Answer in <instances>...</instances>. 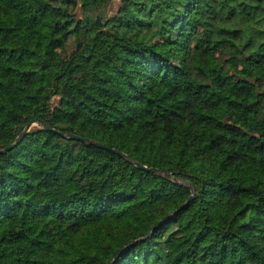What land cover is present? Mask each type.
<instances>
[{
	"label": "trees",
	"instance_id": "1",
	"mask_svg": "<svg viewBox=\"0 0 264 264\" xmlns=\"http://www.w3.org/2000/svg\"><path fill=\"white\" fill-rule=\"evenodd\" d=\"M33 117L0 264H264V0H0V148Z\"/></svg>",
	"mask_w": 264,
	"mask_h": 264
},
{
	"label": "water",
	"instance_id": "2",
	"mask_svg": "<svg viewBox=\"0 0 264 264\" xmlns=\"http://www.w3.org/2000/svg\"><path fill=\"white\" fill-rule=\"evenodd\" d=\"M35 123H39V124H42L44 127L48 128V129H53V130H56V131H60L58 128H55V127H52L50 126L47 122H45L44 120H42L40 117H33L31 118L30 120H28L24 126V128H20V133L19 135L16 137V139L6 145L5 147H1L0 148V152H4V151H7L11 148H13L14 146H16L20 140L22 139V137L24 136L25 132ZM62 132V131H61ZM64 135H67L69 137H73V138H77V139H80V140H83L87 143H94V144H98V145H101L103 147H107V148H111L113 149L112 147H110L109 145L105 144V143H102L98 140H95V139H91V138H88V137H85L83 135H80V134H76V133H70V132H62ZM133 161H135L138 165L144 167V168H149V169H155V167H148L146 165H142L140 162L134 160L133 158H131ZM191 198V197H190ZM186 203H184L185 205ZM155 230V227L151 230L150 233H152L153 231ZM148 233V234H150Z\"/></svg>",
	"mask_w": 264,
	"mask_h": 264
},
{
	"label": "rangeland",
	"instance_id": "3",
	"mask_svg": "<svg viewBox=\"0 0 264 264\" xmlns=\"http://www.w3.org/2000/svg\"><path fill=\"white\" fill-rule=\"evenodd\" d=\"M44 10L49 12V13H60V9L59 7L56 5V4H51V5H46L44 7ZM73 46H74V37L71 36L68 40V42L65 44V46L63 48H61V52L63 54H69L72 49H73ZM177 63L181 64L182 66H184L186 69L188 68V65L186 62H184L183 60H179V61H176ZM57 96H55L52 100V104H51V107H55V105H57ZM35 126V124H33ZM32 125V126H33ZM31 126V127H32ZM30 127V128H31Z\"/></svg>",
	"mask_w": 264,
	"mask_h": 264
}]
</instances>
